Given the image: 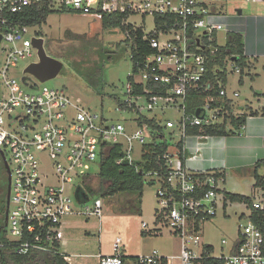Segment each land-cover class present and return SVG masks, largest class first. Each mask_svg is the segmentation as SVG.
<instances>
[{
  "label": "built area",
  "instance_id": "1",
  "mask_svg": "<svg viewBox=\"0 0 264 264\" xmlns=\"http://www.w3.org/2000/svg\"><path fill=\"white\" fill-rule=\"evenodd\" d=\"M43 5L99 20L104 13L127 12L122 24L142 30L141 41L151 52L136 60L129 53L132 67L123 98L114 97L115 111L127 114L121 120L85 109L64 87L42 85L30 74H26V83L22 78L19 82L11 74L20 60L37 55V50L32 37L26 36L30 27L15 24L5 15ZM224 5L225 0H0V34L5 43L0 69V152L9 164L7 225L4 235L0 234V248L10 246L18 254L32 250L64 254L61 244L66 217L100 220L101 199L95 198L84 210L77 209L74 202L84 204L88 196L80 185L73 189L72 182L88 176L83 169L99 161L101 143L120 145L122 156L116 163L132 165L142 158L145 144L160 141L166 143L165 151L143 175L147 182L159 184V209L155 227L149 231L158 234L169 228L180 241L178 252L163 255L153 250L126 260L122 239L117 236L112 253L97 255L98 264H203V259L211 258L222 259L223 264H264V174L254 187L257 196L246 203L248 214L238 224L235 240L227 252L214 254L212 245L200 240V225L227 204L220 186L225 175L222 170L188 165L202 156L210 139L223 136L205 133V127L224 123L229 134L235 133L231 119L244 114L236 105L239 92L229 93L216 76L218 70L225 69L217 64L210 68L222 46L215 36L225 30L217 20ZM135 15L152 16L153 30L145 32L142 26L127 22ZM156 16H170L171 20L158 23ZM122 33L129 45H135L129 30ZM226 59H231V72L241 74L237 56ZM253 64L252 59L250 66L255 69ZM43 157L48 158L50 170L43 168ZM141 227L145 229L147 224L142 222Z\"/></svg>",
  "mask_w": 264,
  "mask_h": 264
},
{
  "label": "rangeland",
  "instance_id": "2",
  "mask_svg": "<svg viewBox=\"0 0 264 264\" xmlns=\"http://www.w3.org/2000/svg\"><path fill=\"white\" fill-rule=\"evenodd\" d=\"M238 8L241 9V14L237 13ZM261 15H264L263 0H225L223 15L217 18L225 25V30L216 33L217 43L223 45L226 41V32L236 30L243 34L246 44V36L251 26L249 18ZM127 22L142 26L145 32L152 31L154 26L153 17L150 15L131 16ZM38 34L44 39L46 53L63 63L60 73L42 85L64 87L72 100L79 98L85 109L102 113L107 119L121 120L127 115L114 109L116 106L114 97L123 98L124 86L132 67L129 49L125 45L124 35L120 29H104L101 20L90 15L53 11L41 25L30 27L26 36L31 39ZM4 45L5 43L1 41L0 69L5 55ZM248 58L254 60L253 65L256 68L250 66L242 75L231 72V59H226L223 68L228 80V90H238L237 100L257 109L264 103V55H249ZM36 59L37 55L20 60L11 74L22 82L25 66ZM99 66L103 67L101 86L93 88L84 79L83 74ZM240 77L242 83H239ZM42 161L43 168L50 170L48 158L43 157ZM83 170L88 176L79 180L74 179L72 184L73 189L77 185L82 187L87 193L88 201L84 204L77 202L74 204L77 209L84 210L85 205L91 206L93 200L99 198L102 201V209L100 220L94 216H68L64 219L66 233L63 240H66L67 245H62L61 249L75 250L80 254L79 257H73L74 262L77 260L84 264H93L96 258L92 254L112 251V243L117 236L122 239V249L123 243H126L134 249L139 247L141 254H149L153 250L163 255L178 252L180 241L170 233L169 228H162L158 234L148 233L149 229L155 227L154 218L159 209L156 197L158 183L150 184L145 180L139 202L134 197L135 193H119L104 197L90 191V188L98 189L99 161L94 160L86 164ZM254 170V165L227 170L221 188L249 198L256 197L257 191L254 187L257 181ZM256 173L263 175L264 165L257 167ZM81 180L84 182L80 183ZM134 203L138 209L131 208ZM235 212L243 215L238 217ZM247 214L246 202L228 201L225 207L217 208V213L212 219L200 225V240L212 245L214 254L227 252L236 238L238 224L245 221ZM141 222L147 224L145 229L141 227ZM222 239L226 240L225 244L221 242Z\"/></svg>",
  "mask_w": 264,
  "mask_h": 264
},
{
  "label": "trees",
  "instance_id": "3",
  "mask_svg": "<svg viewBox=\"0 0 264 264\" xmlns=\"http://www.w3.org/2000/svg\"><path fill=\"white\" fill-rule=\"evenodd\" d=\"M53 12L46 5L40 8H27L25 11L16 14H6L5 17L11 20L15 24L21 26L33 27L41 25L45 22L47 16ZM60 12L75 13L69 9H62ZM127 16V12L122 13H104L101 19V25L104 29H120L122 32L129 30L134 37V44L129 45L125 41L126 47L129 49V53L132 54V59H140L143 54L151 52L148 45L141 41L142 30L138 28L136 31L132 30L130 25L122 24L123 18ZM164 20H171L170 16H156V22L160 23ZM41 36V34H38ZM243 35L240 32L228 31L226 32V41L219 47V50L214 57V61L210 64V68L213 64L224 67L225 59L228 56H237L238 63L241 66V75L246 68H250L251 60L244 54V42ZM136 47V48H135ZM131 59V60H132ZM103 67H93L88 72H83L84 79L87 83L93 87L98 88L101 86V75ZM208 75L211 77L214 83V74L210 70ZM222 80L223 85L226 82V73L218 70L216 75ZM239 82H242V77L239 78ZM216 84V83H215ZM261 111L264 113V106ZM257 111H249V114H255ZM247 114L244 113L241 117H232L231 123L235 129H240L245 122ZM205 133L211 135H227L229 134L225 125L220 124L217 126H209L204 128ZM196 131V129H195ZM232 133V132H231ZM166 148V143L160 141L150 142L144 145V153L142 158L136 160L134 164L130 165L126 161L116 163V160L122 156V150L118 144H110L106 142L101 143L100 159H99V172L98 189L91 192L98 193L104 197L114 196L119 193H135V198L139 202L142 196V190L144 186V173L155 167V161L160 158ZM264 164V159L259 161V165ZM153 184V182H149ZM225 198L228 201L246 202L250 201L248 196H244L237 193L225 192ZM131 208H137V204L134 203ZM142 234H144L142 232ZM65 254L57 252H47L40 250H32L26 254H18L12 247L0 248V264H69L63 257ZM203 264H223L222 259H203Z\"/></svg>",
  "mask_w": 264,
  "mask_h": 264
},
{
  "label": "crops",
  "instance_id": "4",
  "mask_svg": "<svg viewBox=\"0 0 264 264\" xmlns=\"http://www.w3.org/2000/svg\"><path fill=\"white\" fill-rule=\"evenodd\" d=\"M248 21L251 26L246 36V44L244 43V53L253 56L264 55V15L250 17ZM227 83L228 80L226 78V87ZM231 91L238 90H228L229 93H231ZM236 103V105L247 114L244 124L238 129L239 132L213 137L204 146L202 156L188 161V165L192 169L222 170L225 177L229 169L254 165L255 181H257L260 175L256 173V168L261 166V164L259 165V161L264 159V113L261 111L264 103L257 109L250 107L246 103L239 102L238 100H236ZM250 110L257 112L255 114H249ZM223 191L224 194L227 192L225 190ZM64 230L65 227L63 229L65 234L66 231ZM143 233L146 235L148 233L157 234L151 230L148 233ZM62 243L61 246L67 245L66 240H63ZM61 251L70 258L68 261L69 264H84L77 260L74 262L73 257L81 256L76 253L75 250L66 251L62 248ZM111 252L112 251L103 253L99 251L92 254V256L96 258L93 264H98V254H110ZM122 253L125 259L128 260L141 254V250L139 247L134 249L130 247V245L123 243Z\"/></svg>",
  "mask_w": 264,
  "mask_h": 264
},
{
  "label": "water",
  "instance_id": "5",
  "mask_svg": "<svg viewBox=\"0 0 264 264\" xmlns=\"http://www.w3.org/2000/svg\"><path fill=\"white\" fill-rule=\"evenodd\" d=\"M236 11L238 14H241V9L238 8ZM1 38L2 36L0 34V40ZM31 42L32 46L37 50L38 61L32 62L24 68L22 80L26 83V80L29 79V76L26 74L33 75L41 82L55 78L62 69V61L46 53L44 39L42 37H32ZM76 198L80 201L78 189L76 191Z\"/></svg>",
  "mask_w": 264,
  "mask_h": 264
},
{
  "label": "flooded vegetation",
  "instance_id": "6",
  "mask_svg": "<svg viewBox=\"0 0 264 264\" xmlns=\"http://www.w3.org/2000/svg\"><path fill=\"white\" fill-rule=\"evenodd\" d=\"M2 39L0 40L1 43ZM9 197V164L0 152V234L6 232Z\"/></svg>",
  "mask_w": 264,
  "mask_h": 264
}]
</instances>
